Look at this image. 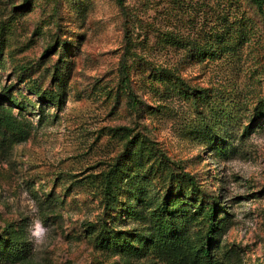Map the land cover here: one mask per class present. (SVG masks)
Here are the masks:
<instances>
[{
	"label": "rangeland",
	"instance_id": "rangeland-1",
	"mask_svg": "<svg viewBox=\"0 0 264 264\" xmlns=\"http://www.w3.org/2000/svg\"><path fill=\"white\" fill-rule=\"evenodd\" d=\"M263 101L252 0H0V264H264Z\"/></svg>",
	"mask_w": 264,
	"mask_h": 264
},
{
	"label": "trees",
	"instance_id": "trees-1",
	"mask_svg": "<svg viewBox=\"0 0 264 264\" xmlns=\"http://www.w3.org/2000/svg\"><path fill=\"white\" fill-rule=\"evenodd\" d=\"M254 4L257 6L258 10L264 14V0H252ZM264 104V101L262 102ZM264 106V105H263ZM118 182L116 180V176L111 174H107L104 178V185H105V196L107 197V203L106 205L109 206L110 200L112 199V194L114 193V188L117 186ZM114 206V204L110 205ZM109 206V207H110ZM218 206V205H217ZM179 207H181V204L177 200L173 201H164L157 205V207L153 210L155 214L158 216V220L160 221V232H163L165 234L168 233L172 229V222L167 221V218L171 216L173 213L178 212ZM202 210V209H201ZM200 210V211H201ZM217 207L212 206L210 207L209 214L203 213L201 216L204 220L209 222V227L207 231V238L212 237V234L215 232L214 224V215L215 212H217ZM164 213V214H162ZM165 242V241H164ZM6 243V247L10 251L11 256L14 255V257L20 258L22 254H25L29 251V248L24 243H21L18 241V239H15L12 237V234L9 238L4 237L2 233H0V244ZM22 245V246H21ZM165 248L167 251L173 255L174 258L177 260H181L182 263L190 264L193 260V256L198 257L197 264H216L213 259L212 254V245H201L200 247H194L189 246L187 248L181 247V245H178L176 242L173 243H165ZM189 250L191 251V254L189 253Z\"/></svg>",
	"mask_w": 264,
	"mask_h": 264
},
{
	"label": "clouds",
	"instance_id": "clouds-1",
	"mask_svg": "<svg viewBox=\"0 0 264 264\" xmlns=\"http://www.w3.org/2000/svg\"><path fill=\"white\" fill-rule=\"evenodd\" d=\"M46 229L42 226L39 221H34L29 226L30 239H33L34 242L39 245L42 242L43 237L45 236Z\"/></svg>",
	"mask_w": 264,
	"mask_h": 264
}]
</instances>
